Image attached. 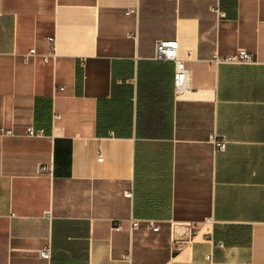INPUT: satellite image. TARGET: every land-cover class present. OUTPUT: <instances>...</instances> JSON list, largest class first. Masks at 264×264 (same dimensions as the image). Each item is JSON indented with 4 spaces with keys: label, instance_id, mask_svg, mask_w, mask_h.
<instances>
[{
    "label": "crops",
    "instance_id": "obj_1",
    "mask_svg": "<svg viewBox=\"0 0 264 264\" xmlns=\"http://www.w3.org/2000/svg\"><path fill=\"white\" fill-rule=\"evenodd\" d=\"M0 264H264V0H0Z\"/></svg>",
    "mask_w": 264,
    "mask_h": 264
},
{
    "label": "built area",
    "instance_id": "obj_2",
    "mask_svg": "<svg viewBox=\"0 0 264 264\" xmlns=\"http://www.w3.org/2000/svg\"><path fill=\"white\" fill-rule=\"evenodd\" d=\"M131 11L128 12L130 14ZM51 42L52 46H54V39L48 38ZM31 55L35 54V49L30 51ZM156 57L158 59H169L173 60L176 63V73L174 78V84L176 87V91L178 93H182L183 91L189 88V80H190V71L186 67L183 60H180L177 56V43L176 42H160L157 45L156 49ZM44 60L47 61L48 57H44ZM224 61L228 63H239V64H248L252 63V56L244 49H240L235 55H230L226 57ZM2 135H10L12 134L10 131H1ZM26 135L28 137H44L45 133L43 130H37L33 127H28L26 130ZM211 141L214 145L216 152H222L226 149V141L217 137V135H212ZM48 169L46 166H40L41 172H46ZM127 197H131V193H126ZM139 222L137 220L132 221V227L136 228ZM153 230H158L157 227L152 225ZM116 229H120V226H117ZM40 255L43 259L50 258V250L48 248L40 251Z\"/></svg>",
    "mask_w": 264,
    "mask_h": 264
}]
</instances>
